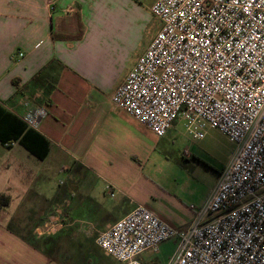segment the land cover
Masks as SVG:
<instances>
[{"label": "crops", "instance_id": "1", "mask_svg": "<svg viewBox=\"0 0 264 264\" xmlns=\"http://www.w3.org/2000/svg\"><path fill=\"white\" fill-rule=\"evenodd\" d=\"M109 8L110 0H0V105L21 119L30 108H43L46 116L35 130L50 144L39 161L24 148L25 154H14L18 144L8 149L0 143L6 156L0 194L10 198L0 211V264H120L98 246L100 233L140 206L186 230L195 218L190 207L202 206L233 158L201 193L197 171L187 169L189 150H183L182 170L162 158L178 121L160 138L115 107L112 96L137 62L126 72L115 68L113 46L101 28ZM78 16L82 37L63 39L77 34ZM41 71L42 80L34 81ZM56 173L71 178L68 188H37ZM10 185L17 190L16 211ZM41 204L42 216L32 225L19 213ZM58 213L66 217L65 233L52 236L59 235L50 250L31 246L28 235ZM176 246L167 241L139 259L168 264Z\"/></svg>", "mask_w": 264, "mask_h": 264}, {"label": "built area", "instance_id": "2", "mask_svg": "<svg viewBox=\"0 0 264 264\" xmlns=\"http://www.w3.org/2000/svg\"><path fill=\"white\" fill-rule=\"evenodd\" d=\"M151 13L161 28L112 103L157 137L182 120L195 140L215 129L237 147L186 230L140 206L97 244L120 264H144L139 256L171 240L168 264H264V0H157ZM45 116L30 108L22 120L35 130ZM65 222L51 215L36 234Z\"/></svg>", "mask_w": 264, "mask_h": 264}, {"label": "rangeland", "instance_id": "3", "mask_svg": "<svg viewBox=\"0 0 264 264\" xmlns=\"http://www.w3.org/2000/svg\"><path fill=\"white\" fill-rule=\"evenodd\" d=\"M152 3L153 0H110V8L102 17L101 28L107 34V38L113 46L114 56L116 57L114 63L118 72L121 70L126 72L132 69L161 28L160 20L151 13ZM177 124L178 130L166 139L169 144V152L163 154L162 158L164 160L168 159L176 169L182 170L186 167L182 154L183 150H189L190 156L186 160L191 165L187 166V169L193 168L197 171L196 185L201 193L206 192L214 186L219 172L229 163L237 146L215 129H208L203 139L195 140L187 134L182 120H178ZM2 152L11 153V150L2 148ZM13 153L25 154V151L22 147L15 146ZM5 157L0 154V161L5 160ZM162 161L163 159L160 158V162ZM5 171L2 168L0 176ZM1 181L0 177V185H2ZM70 182L71 178L67 175L56 173L45 182L40 179L37 188L43 187L47 192L53 193V190H58L60 187L68 188ZM9 187L14 200L11 210L16 211L15 197L17 190L13 185ZM5 189H7V185H5ZM161 200L159 199V202ZM161 202L166 203V200L163 199ZM186 203L189 205L194 202ZM42 211V204L32 210L19 209L21 215L32 219L30 225L37 221L40 215L42 216ZM175 243V240H171V244ZM153 255V251L146 253L147 257Z\"/></svg>", "mask_w": 264, "mask_h": 264}, {"label": "trees", "instance_id": "4", "mask_svg": "<svg viewBox=\"0 0 264 264\" xmlns=\"http://www.w3.org/2000/svg\"><path fill=\"white\" fill-rule=\"evenodd\" d=\"M83 31V25L78 16L77 34L75 36H62V38L67 40L79 39L82 37ZM33 80L36 82L41 81L42 71ZM0 143L8 149L12 148L10 146L12 143L18 144L39 161L46 159L50 150L49 141L42 134L29 128L21 118L9 112L2 105H0ZM9 204L10 198L4 194H0V211ZM62 233H65V229H63ZM56 237H38L34 233H30L26 241L34 248L50 250L52 248L50 243Z\"/></svg>", "mask_w": 264, "mask_h": 264}]
</instances>
